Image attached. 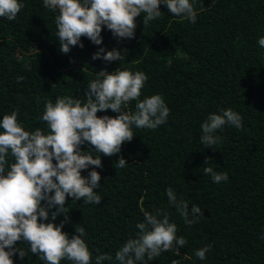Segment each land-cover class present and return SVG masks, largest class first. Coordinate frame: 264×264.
Segmentation results:
<instances>
[{
    "label": "trees",
    "instance_id": "1",
    "mask_svg": "<svg viewBox=\"0 0 264 264\" xmlns=\"http://www.w3.org/2000/svg\"><path fill=\"white\" fill-rule=\"evenodd\" d=\"M21 2L15 20L0 17V120L15 112L26 131L39 128L47 134L42 120L47 102L65 96L85 102V90L97 73L118 68L144 73L140 99L160 95L169 108L166 122L155 129L133 125L134 138L111 157L81 145L85 154L101 155L102 167L95 169L101 174L95 189L101 203L68 197L67 219L61 213L53 221L55 209H50L49 220L40 222H64L70 237L77 225L83 227L91 264L103 254L112 259L102 264H119L116 253L136 237L146 212L161 219L167 214L177 226V238L187 241L177 246L179 254L174 248L147 264H264V48L258 44L264 37V0H190L194 23L171 15L161 3V16L146 26L143 14L136 18L134 38L114 37L104 27L101 45L81 37L83 47L78 44L67 54L60 52L56 37L58 13L45 8L43 0ZM100 48L118 49L123 59L94 60ZM136 104L133 100L122 110L134 114ZM229 108L241 116L242 127L226 124L216 132L220 142L214 149L204 145L202 124ZM97 115L119 113L109 109ZM120 157L128 163L123 168ZM7 159L6 170L14 162L11 155ZM206 167L227 173L228 179L214 182L204 174ZM169 187L189 209H202L197 222L185 223L169 203ZM209 246L204 260L196 257L197 250ZM15 247L28 255L21 259L17 252L14 264H45L26 242Z\"/></svg>",
    "mask_w": 264,
    "mask_h": 264
},
{
    "label": "clouds",
    "instance_id": "2",
    "mask_svg": "<svg viewBox=\"0 0 264 264\" xmlns=\"http://www.w3.org/2000/svg\"><path fill=\"white\" fill-rule=\"evenodd\" d=\"M161 3L171 15L196 21L190 0H43L45 8L58 13L56 37L63 54L78 44L82 48L81 37L101 45L104 27L114 37L134 38L136 18L143 14L146 26L161 16ZM23 7L21 0H0V17L15 20ZM258 44L264 48V37L259 38ZM121 53L118 49L100 48L93 59L120 62ZM146 80L147 76L139 71L118 68L113 73L98 72L85 90V102L65 96L45 104L42 120L47 124V134L39 128L26 131L15 112L3 116L0 120V264H14L12 257L17 252L21 259L28 255L24 248L15 247L18 241L26 242L31 253L39 255L45 264H60L63 259L73 264H91L92 254L82 238L83 227L77 225L76 234L70 237L63 231L64 222L57 226L54 222L40 221L49 220L50 209H55L51 213L53 221L61 213L67 219L68 197L99 205L102 199L95 189L101 186V174L95 169L102 167L101 155L111 157L120 153L122 145L135 136L133 125L138 129H155L166 122L169 108L160 95L140 99ZM133 100L137 101L135 113L123 111L122 107ZM109 109L119 115H97ZM226 124L241 128L242 118L230 108L222 114H210L201 126V142L213 148L220 142L217 130ZM85 143L101 155L94 158L85 154L81 149ZM9 155L14 162L6 170ZM117 163L120 168L128 164L123 157ZM90 166H94L93 170L84 177L82 170ZM204 174H211L217 183L228 179L227 173H217L211 167L204 168ZM167 197L186 224L191 225L203 216L198 205L189 209L183 198L178 200L171 187L167 189ZM136 228L139 230L136 237L128 239L115 255L119 264H147L162 252L177 246L182 248L187 242L183 237L177 238V226L169 222L167 214L161 219L146 212L144 221ZM209 248L197 250L196 257L204 260ZM111 259L108 254L98 255L96 264Z\"/></svg>",
    "mask_w": 264,
    "mask_h": 264
}]
</instances>
